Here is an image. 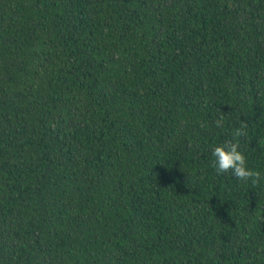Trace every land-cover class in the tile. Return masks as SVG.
<instances>
[{"label": "trees", "instance_id": "16d2710c", "mask_svg": "<svg viewBox=\"0 0 264 264\" xmlns=\"http://www.w3.org/2000/svg\"><path fill=\"white\" fill-rule=\"evenodd\" d=\"M226 142L264 177V0H0V264H264Z\"/></svg>", "mask_w": 264, "mask_h": 264}, {"label": "clouds", "instance_id": "9594fccd", "mask_svg": "<svg viewBox=\"0 0 264 264\" xmlns=\"http://www.w3.org/2000/svg\"><path fill=\"white\" fill-rule=\"evenodd\" d=\"M223 119L216 121L217 127H222ZM246 124L242 123L241 127L235 130V137L246 136ZM240 146L236 142H226L216 146L212 150L213 162L212 167L218 175L231 172L233 177L238 181L251 182L257 184L262 177L259 171L248 167L246 155L239 150Z\"/></svg>", "mask_w": 264, "mask_h": 264}]
</instances>
